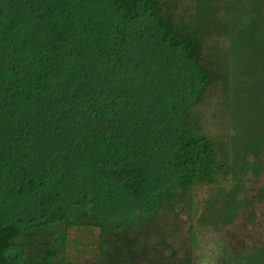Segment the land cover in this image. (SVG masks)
<instances>
[{
	"label": "trees",
	"instance_id": "obj_1",
	"mask_svg": "<svg viewBox=\"0 0 264 264\" xmlns=\"http://www.w3.org/2000/svg\"><path fill=\"white\" fill-rule=\"evenodd\" d=\"M263 156L264 0H0V264H71L73 229L86 264H187L156 220L189 208L193 248Z\"/></svg>",
	"mask_w": 264,
	"mask_h": 264
},
{
	"label": "rangeland",
	"instance_id": "obj_2",
	"mask_svg": "<svg viewBox=\"0 0 264 264\" xmlns=\"http://www.w3.org/2000/svg\"><path fill=\"white\" fill-rule=\"evenodd\" d=\"M261 162L264 165V156ZM245 184L248 188V204L236 221L217 232H201L196 228L197 241L193 248L190 247L189 208L175 206L172 210H165L154 225L163 229L160 241L166 248L165 254L187 264H226V259L264 251V168L258 178L251 176ZM206 197L205 188L195 191L196 205L200 210ZM98 232L89 229H73L69 232L68 261L71 264L94 262L92 255L96 251L92 245L96 242Z\"/></svg>",
	"mask_w": 264,
	"mask_h": 264
}]
</instances>
